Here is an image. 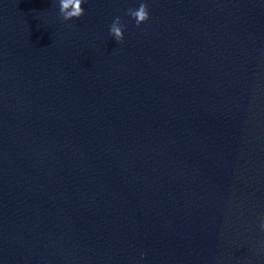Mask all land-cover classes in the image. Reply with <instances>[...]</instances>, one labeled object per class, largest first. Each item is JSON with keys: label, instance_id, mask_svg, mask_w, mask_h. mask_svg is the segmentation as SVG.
Wrapping results in <instances>:
<instances>
[{"label": "water", "instance_id": "water-1", "mask_svg": "<svg viewBox=\"0 0 264 264\" xmlns=\"http://www.w3.org/2000/svg\"><path fill=\"white\" fill-rule=\"evenodd\" d=\"M82 7L0 0V264H264V0Z\"/></svg>", "mask_w": 264, "mask_h": 264}, {"label": "clouds", "instance_id": "clouds-1", "mask_svg": "<svg viewBox=\"0 0 264 264\" xmlns=\"http://www.w3.org/2000/svg\"><path fill=\"white\" fill-rule=\"evenodd\" d=\"M85 0H59V14L64 21L72 20L73 18L81 17L85 9L82 3ZM127 14L135 21L137 27L149 20L148 3L141 2L138 8H129ZM126 25L122 23L119 16L115 17L109 26V34L114 37L115 41L120 43L124 39V28ZM259 227L264 230V215L260 217Z\"/></svg>", "mask_w": 264, "mask_h": 264}]
</instances>
